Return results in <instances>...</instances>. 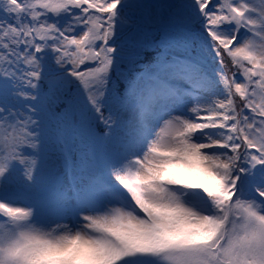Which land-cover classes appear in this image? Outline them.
<instances>
[{"label": "snow or ice", "instance_id": "snow-or-ice-1", "mask_svg": "<svg viewBox=\"0 0 264 264\" xmlns=\"http://www.w3.org/2000/svg\"><path fill=\"white\" fill-rule=\"evenodd\" d=\"M131 7L0 0V264H264V0L169 4L127 74ZM84 122L118 149L74 161Z\"/></svg>", "mask_w": 264, "mask_h": 264}, {"label": "rangeland", "instance_id": "rangeland-1", "mask_svg": "<svg viewBox=\"0 0 264 264\" xmlns=\"http://www.w3.org/2000/svg\"><path fill=\"white\" fill-rule=\"evenodd\" d=\"M128 2L132 5L130 12L134 14L137 20V30L127 29L125 32L126 57L123 63H133L136 61V56L134 54V42L152 41L155 34L152 26L157 25L158 23H163L165 26V28L161 30V34L158 36L162 38L160 43L162 44L163 41V44L175 45L177 36L174 29L170 25V13L167 6L178 2V0H128ZM141 12L143 13V18L139 19L138 14ZM173 52L176 55H183V52L180 49L173 48ZM192 54L195 55V53ZM190 106L191 105H189V107ZM123 118L127 119V114H124ZM48 135L51 136V133ZM65 135L74 148V161H79L81 157L96 159L89 142V139H91L90 127L86 122L78 125L69 124L66 127ZM118 135H122V132L118 133ZM117 149L118 143L116 144V150ZM51 162L53 165V172L51 174L45 173L41 183L37 184L32 189V192L36 197H40V195H38V191L44 189L46 185L45 180L53 175L55 176V180L58 175L63 176L62 162L55 155L52 157Z\"/></svg>", "mask_w": 264, "mask_h": 264}, {"label": "trees", "instance_id": "trees-1", "mask_svg": "<svg viewBox=\"0 0 264 264\" xmlns=\"http://www.w3.org/2000/svg\"><path fill=\"white\" fill-rule=\"evenodd\" d=\"M164 28H165V26L163 25V23L162 24L158 23L157 25L152 26V29L155 31L153 38H155V41L157 43H160V40H162V38H160L158 36L161 34V30ZM161 45H163V41H162ZM161 50H163V49L161 48ZM134 62L133 63H122L121 71H123L127 74H131V73H129V69H132V68H134V70L136 72L141 71L143 68V65H137ZM225 63L228 65L227 71H228L229 75H231L232 72L236 71V69L232 67V65H231V63L227 57H225ZM239 104H241V102L238 100V105ZM102 130H103L102 126L99 129L96 128L95 125L90 127V135H91L90 138L91 139H89V142H90L92 151H93L96 158H103L105 153L116 151V144H117L116 140L104 141V140L100 139L99 132H101ZM48 134H50V133H48ZM54 180H55L54 175L51 176L50 178H48L47 180H45L46 185H45L44 189H42L41 191H38V195L42 196L44 194V192H46L47 189L51 186V184L54 183Z\"/></svg>", "mask_w": 264, "mask_h": 264}, {"label": "water", "instance_id": "water-1", "mask_svg": "<svg viewBox=\"0 0 264 264\" xmlns=\"http://www.w3.org/2000/svg\"><path fill=\"white\" fill-rule=\"evenodd\" d=\"M138 17H139V19H142V18H143V13H142V12L139 13V14H138Z\"/></svg>", "mask_w": 264, "mask_h": 264}]
</instances>
